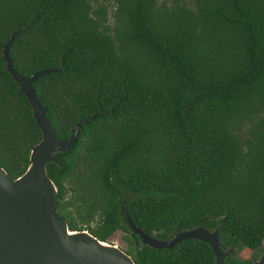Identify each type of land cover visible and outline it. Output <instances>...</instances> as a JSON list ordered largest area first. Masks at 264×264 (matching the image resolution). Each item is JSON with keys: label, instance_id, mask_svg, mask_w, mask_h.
<instances>
[{"label": "trees", "instance_id": "trees-1", "mask_svg": "<svg viewBox=\"0 0 264 264\" xmlns=\"http://www.w3.org/2000/svg\"><path fill=\"white\" fill-rule=\"evenodd\" d=\"M23 77L59 141L47 174L70 231H120L135 264H214L185 240L218 230L224 264L264 242V0H0V168L22 176L41 138ZM256 255L254 258H257Z\"/></svg>", "mask_w": 264, "mask_h": 264}, {"label": "water", "instance_id": "water-1", "mask_svg": "<svg viewBox=\"0 0 264 264\" xmlns=\"http://www.w3.org/2000/svg\"><path fill=\"white\" fill-rule=\"evenodd\" d=\"M3 57L6 71L19 85L33 111V118L42 138L31 150L26 172L10 180L6 171L0 168V264H135L120 247L101 242L88 231H70L65 220L55 207L56 187L47 174V165L61 167L55 155L68 153L75 145L81 125L94 117L78 122L67 141H59L53 127L46 118V108L36 98L32 82L43 75L56 73L46 69L23 77L12 68L7 56ZM128 227L139 238L143 246L153 249H171L185 240H198L212 250L214 264H224L232 252L220 249L219 233L201 227L175 235L168 241H159L137 229L129 220ZM107 245L104 248L101 245ZM253 264H264V254Z\"/></svg>", "mask_w": 264, "mask_h": 264}, {"label": "rangeland", "instance_id": "rangeland-1", "mask_svg": "<svg viewBox=\"0 0 264 264\" xmlns=\"http://www.w3.org/2000/svg\"><path fill=\"white\" fill-rule=\"evenodd\" d=\"M123 235H124L123 233L118 231L109 238V242L113 245H116L117 247L126 249V244L122 238ZM263 254H264V242H263V249L256 254L258 256L257 258H254L256 255L253 254V252H249V251L243 252L241 256L242 258H250L253 259V261L257 262Z\"/></svg>", "mask_w": 264, "mask_h": 264}, {"label": "bare ground", "instance_id": "bare-ground-1", "mask_svg": "<svg viewBox=\"0 0 264 264\" xmlns=\"http://www.w3.org/2000/svg\"><path fill=\"white\" fill-rule=\"evenodd\" d=\"M102 247H104V248H108V246L107 245H105V244H103V245H101Z\"/></svg>", "mask_w": 264, "mask_h": 264}]
</instances>
